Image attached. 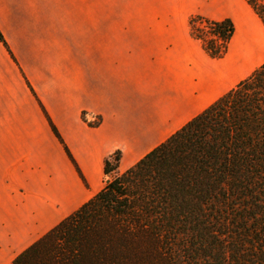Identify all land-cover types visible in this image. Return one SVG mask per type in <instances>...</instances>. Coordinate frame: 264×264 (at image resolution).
Here are the masks:
<instances>
[{"label": "crops", "instance_id": "1", "mask_svg": "<svg viewBox=\"0 0 264 264\" xmlns=\"http://www.w3.org/2000/svg\"><path fill=\"white\" fill-rule=\"evenodd\" d=\"M192 15L233 22L222 58ZM0 33V264L103 187L106 157L128 169L264 61L246 0H0Z\"/></svg>", "mask_w": 264, "mask_h": 264}, {"label": "trees", "instance_id": "2", "mask_svg": "<svg viewBox=\"0 0 264 264\" xmlns=\"http://www.w3.org/2000/svg\"><path fill=\"white\" fill-rule=\"evenodd\" d=\"M246 1L264 24V0ZM189 29L215 59L234 33L200 15ZM119 159L106 157L115 175L13 264H264V61L123 172Z\"/></svg>", "mask_w": 264, "mask_h": 264}, {"label": "built area", "instance_id": "3", "mask_svg": "<svg viewBox=\"0 0 264 264\" xmlns=\"http://www.w3.org/2000/svg\"><path fill=\"white\" fill-rule=\"evenodd\" d=\"M85 120H86L88 123H91V124H95V123L98 122V119H97V117H96L95 115H92V118H90V119L85 118Z\"/></svg>", "mask_w": 264, "mask_h": 264}, {"label": "rangeland", "instance_id": "4", "mask_svg": "<svg viewBox=\"0 0 264 264\" xmlns=\"http://www.w3.org/2000/svg\"><path fill=\"white\" fill-rule=\"evenodd\" d=\"M221 65L224 66L223 62H221ZM117 172H118V171H117ZM113 175H115V174L112 173V174L107 175V177H106V179H105V183H107V182L113 177Z\"/></svg>", "mask_w": 264, "mask_h": 264}]
</instances>
